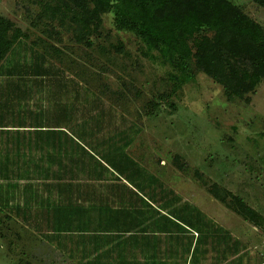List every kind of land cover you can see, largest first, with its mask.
I'll return each instance as SVG.
<instances>
[{
  "label": "trees",
  "instance_id": "trees-1",
  "mask_svg": "<svg viewBox=\"0 0 264 264\" xmlns=\"http://www.w3.org/2000/svg\"><path fill=\"white\" fill-rule=\"evenodd\" d=\"M43 8L77 41L111 13L116 31L170 68L173 93L200 72L245 101L264 79V29L228 0H50ZM22 35L0 16L1 210L79 264H127L143 237L181 225L196 232L192 253L202 235L238 242L128 155L141 132L134 121L20 44Z\"/></svg>",
  "mask_w": 264,
  "mask_h": 264
},
{
  "label": "rangeland",
  "instance_id": "rangeland-1",
  "mask_svg": "<svg viewBox=\"0 0 264 264\" xmlns=\"http://www.w3.org/2000/svg\"><path fill=\"white\" fill-rule=\"evenodd\" d=\"M49 1L0 0V16L21 30L20 44L44 53L137 124L141 132L128 150L135 162L184 198L203 199L204 211L223 224L251 230L264 253V79L245 101L200 72L173 93L170 68L151 61L133 34L116 31L111 13L102 15L98 33L77 41L68 23L44 15ZM228 1L264 29V9L253 0ZM63 257L0 208V264H71Z\"/></svg>",
  "mask_w": 264,
  "mask_h": 264
},
{
  "label": "crops",
  "instance_id": "crops-1",
  "mask_svg": "<svg viewBox=\"0 0 264 264\" xmlns=\"http://www.w3.org/2000/svg\"><path fill=\"white\" fill-rule=\"evenodd\" d=\"M160 181L177 193L183 202L186 201L196 207L204 216L213 221L217 227L223 229L225 233L239 243L229 240L224 242L215 241L216 239L212 236L202 235L195 247V252L192 253L197 239V236H195L196 232L185 225H181V228L184 227L185 230L172 227L174 233L170 236L149 234L148 237H143L141 240V252H137L135 256L130 253L127 254V264H135V261L140 264H260L262 262L263 252L256 248L255 239L250 236L251 230L247 229V231H250L249 234L244 233L245 231H235L231 226L223 224L226 223L225 219L219 221V217L216 214L204 211V207L201 206L203 199L200 197L184 198L176 188L171 187L163 179H160ZM162 214L168 215L165 211H162ZM262 246L264 247V244ZM238 249H240L239 253ZM249 249H252L250 256L247 254ZM63 258L71 264H79L67 257Z\"/></svg>",
  "mask_w": 264,
  "mask_h": 264
},
{
  "label": "built area",
  "instance_id": "built-area-1",
  "mask_svg": "<svg viewBox=\"0 0 264 264\" xmlns=\"http://www.w3.org/2000/svg\"><path fill=\"white\" fill-rule=\"evenodd\" d=\"M196 236V234H195ZM260 264H264V253L262 254V262Z\"/></svg>",
  "mask_w": 264,
  "mask_h": 264
}]
</instances>
